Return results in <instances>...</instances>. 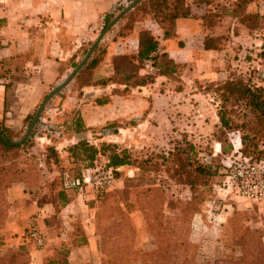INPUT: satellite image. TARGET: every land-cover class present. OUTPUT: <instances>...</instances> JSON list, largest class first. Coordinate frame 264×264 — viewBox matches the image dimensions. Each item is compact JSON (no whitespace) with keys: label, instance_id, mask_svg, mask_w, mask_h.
I'll return each mask as SVG.
<instances>
[{"label":"rangeland","instance_id":"rangeland-1","mask_svg":"<svg viewBox=\"0 0 264 264\" xmlns=\"http://www.w3.org/2000/svg\"><path fill=\"white\" fill-rule=\"evenodd\" d=\"M171 1L172 0L168 1L169 6H171ZM140 2L124 15L105 36L108 34V36H110L109 39L112 37L117 38V35L125 36L126 33L132 30V26L137 19L150 17L152 21H155V24L152 23L154 26H160L163 31L164 29L162 26L168 28L169 34L167 36H164V32L158 36L159 38H166L167 43L162 45V41L159 40V44L161 42V45H158V50L156 49L154 53L152 52V55L146 57L150 59L149 62H151L153 68L146 67V58L141 61L134 51H126L122 55L114 56L111 58V61L117 66L114 78L120 80L125 77L127 79L126 81L129 83H136V78L144 77V79H147L144 82L145 85L147 84L154 88L155 91L153 90V92L156 93L158 92L157 90L160 89L166 96L169 95L164 101L170 102L169 104L174 105L176 109L173 107L171 108L169 105L167 113H171V116H174V111L176 110L177 118L171 119V122L155 119L153 121L155 127L151 126L149 128V134L145 136L141 135L142 132H147L143 125L142 128L140 127L138 130L135 129L134 132L133 128H131L130 131L121 133L120 135L112 133L110 139L116 140L118 147H124L128 150L135 160L134 164L120 166L117 168V171H114L115 169L113 167L107 165V160L104 156L98 157L96 166L112 168L115 177L113 186L109 191L96 197L91 194L89 186L82 190L72 191L75 197L81 195L79 198L81 201L78 206L72 207L71 218L66 219V221L64 220V229L59 230L58 228H50V220L49 225H46V229L39 227L45 233L47 231L49 234V236L46 234V242L48 244L47 247L49 249L51 247L52 253L48 256L55 253V248L61 242L70 245L73 238L83 234L86 229H84L82 218L85 222L86 217L91 216V221L95 228L96 212H103L106 207L112 208L115 204L114 202L118 201L123 209H125L123 205L124 201L130 204L129 217L135 228L134 246L146 250L151 248L153 246L154 237L150 227L145 222V216L141 208L143 207L145 211L147 210V216L149 218L155 215L156 209H161L164 216L172 218L175 213L178 212V208L175 207L177 200H186L192 195L189 186L180 182L178 180V175H175L172 166H175L177 161L169 154V152H179L182 148L186 150V152H181L183 156L189 153L200 161L218 166L217 174L211 178L210 187L205 189L201 194V201L198 205L199 209L192 216L190 223L189 239L195 245L194 254L196 260L200 263H206L219 258L229 251L228 248L232 246V239L229 237L231 231V222H229V220L231 218L241 219L242 222H246L250 227L260 229L264 235V214L259 211V206L264 202V199L259 202L250 201L240 194L236 188L235 182L232 181V171L235 165L244 162L245 158L255 162L262 160V164L264 165V158L255 159L240 155L234 150L233 145L231 149L227 148L228 142H231L229 137H234V135L231 134L233 130L230 131L221 127L216 114L217 103H220L219 98H215L210 91L205 90L208 86L211 87L213 83L219 81L222 75H217L215 78V75L212 73V77L210 78V71H208L210 65H208L207 61L201 62L200 64L197 60H192L190 62L185 61V49L179 50L178 54L174 53L171 50V46L174 47L173 49H189L194 47L195 38L185 37L181 39L180 36L174 33V25L177 19L174 20L173 23L171 19H167L162 25L161 22L154 19L152 13L147 12L149 6L146 8L147 11H144L139 5ZM125 5H116L115 8H112L109 12L116 15ZM190 7L195 14L200 12V10L194 8V6V9H192V5H190ZM189 17L193 19V16ZM199 23L201 24V20ZM138 25L139 32L145 28L152 32L148 27L151 24L147 23L146 25H141L139 23ZM227 25V21H224L222 27L217 29V32H223ZM101 26L102 20H99L94 30L95 35L93 39L90 40L88 46H84V48L88 49L98 33L104 28L101 29ZM194 36H196V34ZM197 36H199V34ZM106 41H108V39H106ZM127 48H133L132 40L127 42ZM164 48H167L168 51H165ZM97 54L99 55L98 57L101 58L100 51ZM244 54L245 53H242V56H244ZM207 59L208 58H205V60ZM156 61L157 64H160L159 67L161 69L156 66ZM240 64L241 62L238 63V65ZM161 66H164V68L171 67L172 70L168 72L167 75L163 74ZM140 67H146L149 72H145L144 76H139L137 73ZM233 67H235V65ZM240 67L245 69L246 65ZM72 69L73 66L70 71ZM69 72L62 77L58 76L54 82L50 84L48 89L43 93H39L40 97L37 100H34V97H36V95L38 96V93L32 94L25 92V89H28V87H24L16 93V98L20 97L18 98L19 100L24 99L25 101L24 105L20 103L16 105L18 109L13 116V120L5 121V116L8 118L11 115L9 113H6V115L3 113L1 114L0 112V126L9 130V134L12 136L10 139L19 140L23 136L42 98L53 86L63 80ZM79 72L80 71H78V73ZM78 73L68 84L77 82L76 78ZM19 78H21V74L15 72V79ZM66 86L48 101L40 114L49 117L50 120L61 127L63 133L60 137H46L53 142H64L63 137L69 129L68 119H65L66 117L63 113L65 92L68 88ZM23 90L24 92H22ZM153 92L150 93L151 96ZM226 104L229 109L234 108L239 115L242 110H244L241 105H233L234 103L232 101H228ZM22 106L30 108L28 113L30 116L29 118H23L26 108L25 110L24 108H20ZM49 107L50 110L46 112L45 109ZM6 111L7 109L4 108L3 112ZM235 115L236 113L232 114V116ZM71 116V126L74 127L75 119L80 118L78 110L75 108L72 109ZM160 121L163 123L161 124ZM37 122L30 137H28L31 142L23 147L22 150H11L4 153L0 149V165L19 164L20 168L23 167V170L26 169L24 174H26L28 182L35 185H38L39 181L44 179L50 180V170L53 171L57 166H60L62 169L72 168V170L81 166L79 162H74L73 164L71 159L68 158V155L64 151L66 145H62V147L58 148L59 153H57V157L52 156L50 150L47 148L49 144L48 141L37 138L38 136H44L38 131ZM154 128H157V131H154ZM116 132H119V130H116ZM164 134L166 135L164 136ZM150 136L151 138H149ZM239 146L236 145L235 147ZM163 155L167 158L163 159ZM28 167L33 170H27ZM84 170L85 169L82 168V172ZM115 172L118 174H115ZM28 187L31 186L28 185ZM146 188H150L151 190L142 194L141 191ZM32 189L35 191V195L40 198L38 201L49 197L50 190L43 185L37 187L32 186ZM5 200L8 203L6 196ZM237 213H241V215ZM103 220L104 217L101 216L100 221L104 222ZM31 221L37 225L34 220H30V222ZM30 222L28 226L24 228L22 238L28 230ZM1 227L3 226H0V228ZM56 233L60 235V239H56V241L51 240L50 234L53 237ZM23 241L29 242L24 239ZM101 256L104 263H107L106 257L102 254ZM132 264L141 263L138 260Z\"/></svg>","mask_w":264,"mask_h":264},{"label":"crops","instance_id":"crops-1","mask_svg":"<svg viewBox=\"0 0 264 264\" xmlns=\"http://www.w3.org/2000/svg\"><path fill=\"white\" fill-rule=\"evenodd\" d=\"M128 2L129 0H0V112L11 115L8 118L5 116L4 120L12 121L18 109L16 105L19 103L24 105V99L19 100L20 97H15L19 90L28 87L25 92L38 93L34 100L39 99V93L48 89L58 76L62 77L69 72L72 63L82 58L85 54L84 46H88L89 41L93 39L94 30L103 14L114 9L116 5H125ZM193 6L202 11L201 6L192 4V9ZM253 9L264 14V0H256L250 4L249 10ZM199 21V18L194 17L176 20L174 33L181 39L195 38V43L194 47L189 49H173L171 46L174 53L178 54L179 50L185 49V61L197 60L199 64L207 61L210 65L208 69L210 78L212 73L215 78L222 75L219 81L226 79L230 70L234 69L233 66L239 62H241L239 67L242 65L249 67L254 63L258 69L259 84H264V26L258 27L254 32H250L244 26L239 35L232 26L231 36L223 49H205L204 33L200 30ZM139 23L151 24L148 26L152 30L151 33L162 41V45L167 43L166 38L158 37L163 30L160 26H154L155 21L150 17L137 19L132 30L125 36L117 35V38L109 39L110 36L107 34L91 56L92 58L100 51L101 58L92 64L86 63V66L79 70L77 82L66 86L68 88L65 92L63 113L65 119H68L69 129L63 137L64 142H53L44 136H38V139L46 140L56 148L83 138L94 143L103 140L116 143V140L110 139L112 133L120 135L131 128L134 132L143 125L147 132H142L141 135L145 136L149 134L151 126L155 127L153 125L155 119L171 122V119L177 118L176 110L174 116L167 113L169 105L171 108L175 106L164 101L169 95L166 96L160 89L155 93L154 88L145 83H129L125 77L120 80L114 78L117 66L111 58L126 51H134L137 55ZM129 40H132V49L127 48ZM164 50L168 51L167 48ZM238 50L240 52L237 59L235 55ZM242 53H245L244 56ZM15 72H19L21 78L15 79ZM145 72H149L146 67H140L137 74L144 76ZM98 100L105 102L99 103ZM4 108L7 109L6 112H3ZM20 108L25 110L26 107ZM74 108L78 110L81 118V125L77 128L71 126V110ZM29 109L26 108L23 118L27 116ZM154 129L157 131V128ZM231 134L234 135L229 137L231 144L234 147L239 146L241 144L239 132L233 130ZM80 197L81 195H77L68 203L67 208L70 211L73 210L72 207L80 204ZM6 198L14 210L8 222L0 228V253L16 249L23 244L30 255L29 264H43L46 257L52 253L51 247L50 249L47 247V242L40 248L29 242H22V234L30 220H34L38 227L46 229L44 219L52 215V206L47 203L39 205L40 198L25 182L14 183L8 187ZM259 211L264 214V202L259 206ZM82 221L85 232L92 237L88 236L87 244L70 250L68 257L70 264H107L102 260L97 244L98 237L93 236L95 228L91 216H87L85 222L82 218ZM46 234L49 236L47 231ZM50 236L53 241L60 239L57 233L53 237L51 234Z\"/></svg>","mask_w":264,"mask_h":264},{"label":"trees","instance_id":"trees-1","mask_svg":"<svg viewBox=\"0 0 264 264\" xmlns=\"http://www.w3.org/2000/svg\"><path fill=\"white\" fill-rule=\"evenodd\" d=\"M168 1L142 0L139 5L144 11H147L146 8L149 6L147 12L152 13L154 19L161 22L162 25L167 19H171L173 23L176 19L189 16L199 18L201 20L200 30L204 33L203 47L205 49H223L231 36L232 26H234L237 35L241 33L244 26L250 32L264 26V14L258 10H249V5L256 0H172L171 6H169ZM192 4L201 6L202 11L196 14L192 12L190 7ZM114 15L112 12L103 14L100 19L102 20L101 29ZM224 21L228 23L225 30L217 32ZM162 27L164 36H167L169 34L168 28ZM158 45L159 40L153 36L150 30L142 29L138 34V58L141 61L144 60L157 49ZM86 50L84 48L83 54ZM239 52L238 50L235 55L237 59ZM98 56L96 53L86 65L98 61L100 59ZM155 64L160 68L157 61ZM72 66H76V62ZM161 67L163 71H160L166 75L172 70L171 67ZM257 73L258 69L254 63L245 69L237 65L230 70L226 79L213 83L211 87L208 86L205 90L210 91L215 98H219L220 103H217L216 114L221 127L239 132L241 144L239 147H234V150L243 156L262 159L264 158V84H259ZM136 79V83L139 84H143L147 80L144 77ZM6 86L8 85L6 84ZM228 101L244 108L240 115L234 108H228L226 104ZM98 102L102 103L105 100H98ZM233 113L236 115L232 116ZM29 117L28 114L26 118ZM80 122L81 118L75 119L74 128L79 127ZM0 132L5 137L12 138L7 128L0 126ZM30 142L31 140L28 139L17 145L5 143L0 139V149L4 153L11 150L18 151ZM228 143L227 148L231 149L232 144L231 142ZM47 148L52 156L57 157L58 148L53 144H48ZM64 151L73 164L79 162L81 166L73 170L72 168L62 169L57 166L53 171L50 170V180L39 181L38 185L28 182V178L24 174L26 169L20 168L19 164L0 165V226H4L8 222L14 210L5 200L7 188L14 183L25 182L31 187L43 185L48 188L50 190L49 197H46V200L38 201V204L47 203L52 206L53 213L46 217L44 222L49 225L50 220L51 227L62 230L64 229V220L71 218V211L67 205L75 197L72 191L88 187L82 182V168L95 167L99 156H104L107 165L113 167L114 171H117L120 166L134 164L135 161L126 148H120L115 142L105 140L94 143L83 138L75 143L67 144ZM181 152H186L185 148L179 152H169L177 161L176 165L172 167L175 175H178V180L189 186L192 195L186 200H177L175 207L178 208V212L172 218L164 216L161 209H156L155 215L149 218L147 210L141 208L145 222L150 227L154 237L151 248L146 250L134 246L135 228L129 217V202L124 201L125 209L118 201L114 202L112 208L106 207L103 212H96L93 236L98 237L99 251L106 257L107 264H132L138 260L141 264H264V235L262 231L250 227L239 218L229 220L231 222L229 237L232 239V246L228 248L227 253L206 263H200L196 260L195 245L189 239L190 223L192 216L199 209L201 194L210 187L211 178L217 174L218 166L200 161L189 153L183 156ZM162 157L163 159L167 158L164 155ZM27 170L33 169L28 167ZM115 174L118 173L115 172ZM71 181L76 182V184L68 186ZM150 190V188H146L141 193L145 194ZM237 214L241 215V213ZM101 216L104 217V222L100 221ZM88 236L91 234L88 235L84 231L81 236L73 238L70 245L61 242L55 248V253L46 257L43 264H70L68 259L70 250L73 247L87 244ZM22 242L24 241L22 240ZM29 263L30 255L23 244L16 249H8L0 253V264Z\"/></svg>","mask_w":264,"mask_h":264},{"label":"built area","instance_id":"built-area-1","mask_svg":"<svg viewBox=\"0 0 264 264\" xmlns=\"http://www.w3.org/2000/svg\"><path fill=\"white\" fill-rule=\"evenodd\" d=\"M153 53H150L149 56ZM149 61L150 59L146 58L145 66L153 68ZM45 110L48 112L50 107ZM37 126L38 131L45 137H59L62 134L61 127L50 120L49 117H45L44 114L39 116ZM233 169L232 181L235 182L236 188L240 194L250 201H262L264 199V165L262 164V160L255 162L245 158L244 162L238 163ZM114 181L115 177L111 167L97 165L95 167L86 168L82 172V182L90 187V192L94 197L109 191ZM75 184L76 182L71 181L68 183V186H73ZM23 239L31 242L35 247L40 248L46 243L47 236L43 230L31 221Z\"/></svg>","mask_w":264,"mask_h":264},{"label":"water","instance_id":"water-1","mask_svg":"<svg viewBox=\"0 0 264 264\" xmlns=\"http://www.w3.org/2000/svg\"><path fill=\"white\" fill-rule=\"evenodd\" d=\"M141 0H131L128 4H126L113 18L104 26V28L98 33L95 39L92 41L88 49L86 50L83 57L77 62L76 66L65 76L63 80L53 86L42 98L40 103L38 104L33 116L29 122V125L23 134V136L19 140H13L5 137L0 132V139L5 143L10 144H22L24 141L30 137L32 130L39 119L41 112L44 110L48 101L60 90H62L78 73V71L87 63V61L91 58L93 52L96 50L102 38L105 34L114 26L117 22H119L124 15H126L129 11H131Z\"/></svg>","mask_w":264,"mask_h":264}]
</instances>
